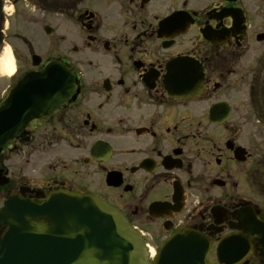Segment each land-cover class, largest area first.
Instances as JSON below:
<instances>
[{
	"label": "flooded vegetation",
	"instance_id": "obj_1",
	"mask_svg": "<svg viewBox=\"0 0 264 264\" xmlns=\"http://www.w3.org/2000/svg\"><path fill=\"white\" fill-rule=\"evenodd\" d=\"M6 47L0 105L53 62L76 77L0 151V207L92 195L150 264H264V0H0Z\"/></svg>",
	"mask_w": 264,
	"mask_h": 264
},
{
	"label": "water",
	"instance_id": "obj_2",
	"mask_svg": "<svg viewBox=\"0 0 264 264\" xmlns=\"http://www.w3.org/2000/svg\"><path fill=\"white\" fill-rule=\"evenodd\" d=\"M75 77L68 66L53 62L22 79L0 106V151L21 135L31 121L64 103L65 97L61 96L72 95ZM252 218L251 223L255 224ZM261 238L264 243V236ZM221 246L219 252L224 254L236 244L231 239ZM167 251L162 248V256L155 264L168 262ZM219 258L222 259L220 254ZM183 262L210 264L212 260L204 248L194 259ZM0 264L149 262L141 235L116 209L91 195L56 191L36 201L13 194L0 208Z\"/></svg>",
	"mask_w": 264,
	"mask_h": 264
},
{
	"label": "bare ground",
	"instance_id": "obj_3",
	"mask_svg": "<svg viewBox=\"0 0 264 264\" xmlns=\"http://www.w3.org/2000/svg\"><path fill=\"white\" fill-rule=\"evenodd\" d=\"M14 72L15 65L12 53L9 49H6L0 58V74L3 77H8L13 75Z\"/></svg>",
	"mask_w": 264,
	"mask_h": 264
},
{
	"label": "rangeland",
	"instance_id": "obj_4",
	"mask_svg": "<svg viewBox=\"0 0 264 264\" xmlns=\"http://www.w3.org/2000/svg\"><path fill=\"white\" fill-rule=\"evenodd\" d=\"M5 49H9V48H5ZM5 49H3V51H5ZM2 51V52H3ZM7 84V81H6V79L3 77V78H0V100H1V98H2V96H3V93H4V90H5V85ZM252 196H253V194H252ZM256 199V198H255ZM258 200V199H257Z\"/></svg>",
	"mask_w": 264,
	"mask_h": 264
}]
</instances>
